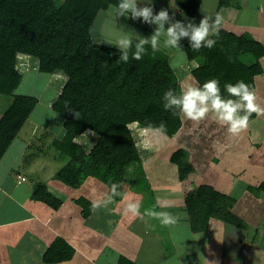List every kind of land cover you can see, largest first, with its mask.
<instances>
[{"label": "trees", "instance_id": "16d2710c", "mask_svg": "<svg viewBox=\"0 0 264 264\" xmlns=\"http://www.w3.org/2000/svg\"><path fill=\"white\" fill-rule=\"evenodd\" d=\"M174 1L183 14L195 20L200 12L199 0ZM116 3L117 0H0V94L11 97L10 106L0 117V157L35 107L32 97L15 93L20 73L11 57L16 52L31 53L39 59V67L43 70L50 63L63 61L64 72L72 83L58 97L54 111L62 113L70 124L66 125L63 137L55 141L54 146L68 160L56 171L54 179L75 189L87 178H96L105 185L109 195L111 186L118 184L119 195L112 197L113 200L122 198V186L126 183L135 192L148 196L146 202H149L153 195L142 167L138 141L129 126L139 122V126L152 128L163 122L169 137L180 123L177 110L163 106L164 92L174 88L156 68L159 62L156 54L153 61H149L152 57L133 60L130 53L127 63L117 62L120 53L115 46L90 43V30L99 12ZM239 6L241 8L240 0H219L217 10ZM211 38L216 39L211 49L202 47L193 51L189 41L183 45L187 62L194 65L191 70L194 83L203 85L210 79H217L225 96V83L243 81L254 90L256 76L263 73L264 41L247 32L238 34L226 28L220 29L218 38ZM136 42L133 39V45ZM86 43H89L94 60L90 72L83 69L78 59L81 47ZM72 60L76 61L75 66L71 64ZM97 65L104 69L103 75L96 70ZM181 92L180 88L176 91L177 94ZM146 100L152 107H146ZM156 100L158 102L153 105ZM256 115L253 113L250 121ZM88 128H93L99 137L90 149H85L74 139ZM169 162L179 174L193 168L189 152L182 147L173 148ZM246 186L252 194L264 195V182L256 188ZM33 195L54 208L62 203V199L49 192L44 184L38 185ZM76 202L85 219L96 209L86 198L80 197ZM236 202L235 196L219 191L211 184L195 185L184 196L190 231L203 232L207 217L225 220ZM154 211L159 210L154 208ZM73 256L74 248L57 237L45 250L43 261L58 264ZM117 264L136 263L121 256Z\"/></svg>", "mask_w": 264, "mask_h": 264}, {"label": "rangeland", "instance_id": "374dc122", "mask_svg": "<svg viewBox=\"0 0 264 264\" xmlns=\"http://www.w3.org/2000/svg\"><path fill=\"white\" fill-rule=\"evenodd\" d=\"M218 1L219 0H199V8L213 12L215 8H217L216 6H218ZM240 3L241 6L244 4L247 6L243 9L244 12L248 13L245 16L247 21H240L242 18L238 20L239 14L242 12V7L241 9L240 6L237 9L221 7L218 10L216 9L217 14L223 18L221 28L227 29L229 23L232 22V24H230L231 28L236 33L241 34L243 31L247 30L245 29V25H249L248 22L251 20H256L259 17L264 19V0H240ZM111 5L113 4L107 5L104 10L99 12L97 19L91 27L90 43L92 45L97 43L100 45L116 47L114 43H111L118 38L119 33L117 28L121 27L126 31L133 30L140 37L145 39L149 38L155 31L156 26L154 24H146L140 18L133 20L130 16L127 18L120 17L115 22L114 18L109 14ZM137 6H147V0H137ZM151 6L153 7V15H156L161 9H166L169 12L170 18L174 17V19H170L168 23H165V29L169 26V23L180 21L181 23L186 24L190 20L180 11L174 0H151ZM205 11H200L198 13L194 20L196 23L198 22L197 24H199L203 16L215 17L217 15ZM251 32H249V34L255 38H258V36L263 37L264 35V32L262 31L259 33ZM162 40L163 37L161 38V41ZM187 41V38H183L179 41L182 52L183 45ZM92 54L89 43H86L81 47L78 59L82 62L81 65L83 69L88 72H90L89 68L94 65V60L91 56ZM154 54L159 58L156 68L161 75L169 79L175 92L178 88L183 90V85L185 83L195 84L191 75V70L194 67L193 63L187 62L177 50L161 48V50L153 52L150 46H146V53L143 57H152L149 61H153ZM11 59L15 62V67L20 73V83L17 86L15 93L25 94L32 97L35 101V106L36 104L44 106L45 112L50 113L48 115L46 114V116L42 111L38 113V111L32 112V110L31 113H33V115H29L26 119L23 129H30V127H33L32 124H37L38 126V122L42 121L44 125H39L40 128L37 130L39 133V139L41 138L40 130L42 127H50L54 132L53 137L55 138V136L57 137L59 134V139H61L63 133L66 131V125H69L70 122L67 121V118L62 113L56 111L53 112V110L58 97L67 89L71 82L70 76L64 72L65 63L63 61L55 62V64L50 63L48 68L43 70L39 67V59L31 53L16 52ZM106 61L109 63L108 59H106ZM71 64L75 66L76 61L72 60ZM261 65L264 67L263 60H261ZM73 66L72 69L74 71ZM96 70L102 75L105 72L99 65L96 66ZM257 77L255 79L256 85L260 81ZM82 83H84V81H82L81 84ZM256 87L259 89V85ZM255 94L257 96V103L261 108L264 107V94L259 95V90L256 91ZM157 100L152 102V104L156 105V102H158ZM260 100H263L262 104L259 103ZM148 101L149 100L145 101L147 102L146 107L151 106ZM257 115L259 116V114ZM177 117L176 120L179 121L180 124L175 133L169 136L172 137V139L167 136L157 137L153 133L152 128L139 126L137 123L129 126L130 131L133 132L135 139L138 141V150L142 159V167L149 182L150 191L153 195L149 202H146V197L148 196H142L141 192H135L128 184L124 183L122 186L124 191L122 198L120 200L112 199V203L105 205V201L111 196L108 193V189L98 179L90 177L75 189L60 184V187H58L54 193L52 192L62 200L69 192V195L72 198L77 197V199H79L80 197H83L92 201L97 208V213L96 215H93L95 214L93 211L91 214L93 217L90 216L89 221L93 222L96 227L91 225L87 226L90 227L91 230L96 229V232H99L108 238L104 243L100 242L95 244V246L93 245L95 248L88 250L89 253L85 257H73L71 264H117V261L121 256L127 257L128 259L134 258L132 261L136 264H159L160 262H163L160 255V248L157 244L160 243V247L162 246L164 249H169L170 238L167 236L165 227L163 228V226H159V220L148 213L154 211V208L158 210L161 208L164 211H168V209L179 210V203L183 202L185 194L193 189L195 185L202 183L211 184L217 190H223L224 193H229L237 199L236 205L233 207L234 210L232 208L228 212L225 220L216 221L212 219L208 220L209 218L206 219L208 223L210 222V225H214L212 227L217 226L223 228L224 226L230 233L228 239L232 237L235 241L233 243V250L231 244H225L229 246H225L226 248L224 247V255L221 259V262L223 263L220 264H264V257H258V255L261 254V247L258 246L260 240L258 237L260 234L258 229L254 231V234L249 238H243L244 236L241 238V242H245L250 246L247 249H245V245H241V242L237 241V237L241 235L240 229L247 233V227L242 223V219L244 218L243 214L248 210L250 211L253 209L254 199L256 197L255 193L252 194L251 191H247L244 183L250 184L249 186L256 188L260 183L264 182V170L249 165L253 164L259 166L260 153L258 145L261 143L260 141L264 139V137L259 134L261 131L257 128L258 126L256 125V122H251L248 129L240 135L231 136L228 134L226 126L219 123L212 114H209L205 120L199 123L187 120L179 113L177 114ZM55 133L56 135H54ZM223 135L224 140L221 142ZM53 137L43 136L41 138V144L49 145L51 142L50 139ZM98 137L99 135L93 128H88L77 136L74 141L82 145L85 149H90L91 146L95 144ZM46 138L49 141H47ZM218 146L221 148H218ZM179 147H182L189 152V160L193 165L192 170L183 174H179L176 167L169 162V155L173 151V148L176 149ZM244 147H246V149ZM53 149L51 150L49 147L48 150L44 152L43 147L42 151L44 153L42 154L44 159L49 161L53 166H58L57 168L59 169L68 159L64 156L65 154L62 155L59 151L56 152ZM223 151L226 152L227 155L221 158ZM233 151H238V156L236 153V155H234ZM249 153H255L254 155L256 157L252 158L248 155ZM262 154L264 156V153ZM64 188L67 189V192ZM129 203H139L140 216H134L131 213L126 212V207ZM256 203L257 200L255 204ZM255 209L256 210L250 215V218L259 217L260 209L262 208L256 204ZM74 221L77 236V232H79L78 228L80 227V219H78L77 215ZM144 225L147 227L146 230ZM149 227V230L151 231L150 235H148V232L150 233V231H148ZM231 229L237 231V233L233 232ZM87 230L88 229H86V231ZM173 234L174 237H178L176 233ZM82 238L87 244L99 240L97 239L98 236L95 232H88L86 233V236L83 235ZM216 239H221L220 235L217 236ZM187 241L188 239L184 240L183 238L182 240H178L179 248L177 252L180 256V260L175 256L166 264H183L185 260L182 259V257L192 260H195V258L198 260L206 257L205 263L211 264L210 255H212V251L207 250L205 252L206 255L204 256L200 253V249L196 252L193 249L194 246L192 247L190 245L192 242L187 243ZM149 244L151 245L149 246ZM217 244L213 247H219ZM101 248L102 250H100ZM243 249H245V251L242 252ZM149 250H151V253ZM219 250L220 248H218V251ZM236 250L238 252H236ZM147 251L149 252L147 253ZM152 255L154 257H152ZM172 256H170V258ZM104 257H106L105 260L102 259ZM112 259L114 263L112 262Z\"/></svg>", "mask_w": 264, "mask_h": 264}, {"label": "crops", "instance_id": "0c3cea01", "mask_svg": "<svg viewBox=\"0 0 264 264\" xmlns=\"http://www.w3.org/2000/svg\"><path fill=\"white\" fill-rule=\"evenodd\" d=\"M241 7H242V12L240 11L241 13L239 14L238 20L242 18L240 21L243 20L247 21L245 16L248 13L244 12L243 10L247 6L244 4ZM216 9L217 8H215L213 12L205 11L202 9H200V11L202 12L205 11L207 13L215 15L217 14ZM189 19L191 22H193L194 25L196 26L199 25L193 19L191 18ZM230 24H232V22L229 23L227 30L235 32L231 28ZM248 24L249 25H245V24L244 25L247 27V28L245 27V29L249 31L245 30L242 33L244 32L249 33L251 31L253 33L256 32L259 33L261 31L264 32V19H262L261 17H259L256 20L255 19L251 20L250 22H248ZM257 39L264 40V35L263 37L258 36ZM261 60L264 61V56L262 57ZM257 79L260 81L258 82L257 85L255 84L254 91L256 92L259 90V95L264 94V67H263V73L258 75ZM258 85H259L258 87L259 89H257L256 87ZM259 103L262 104L263 100H260ZM10 104H11L10 98L0 94V117L4 114V112L10 106ZM34 111H38V113L42 111V113L44 112L43 114L45 115L50 114L49 112H45V107L39 106V104H36L32 112ZM53 112L55 111L53 110ZM30 115L32 116L33 113H31ZM251 122L252 123L256 122V125L258 126L256 127L259 128V131H261L259 133L260 136L264 137V113H260L259 116L256 115V117L253 120H251L250 123ZM38 123H39L38 126L37 124L35 125L32 124L33 127H30V129H26V130L23 129V126L25 125L23 124L17 135L13 138V140L10 142V144L8 145V147L0 157V264H48L43 261V254L47 249V247L51 244V242L57 237L63 238L71 247L74 248L73 257L75 256L85 257L89 253L88 250L95 248L94 247L95 244L100 242L104 243L106 242V239L108 240V238H106L105 235L96 232V229L91 230V228L87 226V225L94 226V223L90 222L89 218L85 219L82 217L81 214L82 209L78 204V202H76L77 197H73V198L70 197L69 192L66 195V197L63 198L62 203L56 208L34 197L33 195L34 190L40 184H44L47 187V190L53 193L58 187H60V184H62L58 180L54 179V174L58 170L57 168L58 166H53L49 161L44 159V156L42 154L46 152L49 147L51 148V150L55 148L53 150L58 152L57 148L54 146V142L60 140L59 134L57 135V137L55 136L54 138L53 137L54 132L52 131L53 129L51 130L50 127L47 128L42 127L40 130L41 138L43 136L53 137L50 139L51 142L49 145H42L41 144L42 139L38 138L39 133L37 132V130L40 128L39 125H44V123L42 121ZM54 135H56V133ZM222 137L223 138L221 142H223L224 140V135ZM46 140L49 141L47 138ZM260 142L261 143H259L258 145L259 153H260L259 166L253 164H249V165L253 167H259V169L264 170V156L262 154L264 153V139H262V141ZM43 147H44V152L42 151ZM218 148L221 147L218 146ZM244 148L246 149V147ZM235 153L238 156V151L237 152L233 151L234 155H236ZM254 154L255 153H249L248 155L254 158L256 157ZM226 155L227 153L223 151L221 158L225 157ZM20 177H24L25 180H21ZM244 184L250 185L246 183ZM245 188L247 189V186H245ZM64 189L65 191L67 190L66 188ZM256 200H257L256 204H258V206H260V208L262 209H260L259 217L250 218V215L253 213V211L256 210L255 209ZM179 205H180L179 210L168 209V212L180 216V219L175 226L173 227L163 226L162 224H160L159 221V226H163V228L165 227V230L167 231L166 232L167 236H169L170 238L169 249H164L162 246L160 247V243L157 244L159 245L160 255L163 260V262H160L159 264H166L167 262H170V260L175 256L178 258L180 257L177 252L179 248L178 240H182V238L184 240L188 239L187 243L192 242L190 245L192 247L194 246L193 249L196 252H198V250L200 249L201 250L200 253L204 256L206 255L205 252L207 250L212 251V255H210L211 264L223 263L221 262V259L224 255L223 253L224 247L229 246L225 244L226 243L231 244L232 250L234 249L233 243L235 241L233 240L232 237L228 239V235L230 234L229 231H227L224 226L223 228H219L217 226L212 227L214 225H210V222L208 223V221H206V227L203 232L192 233L187 223L188 222L187 214L183 208L184 197H183V202H180ZM159 211H164V210L160 208ZM94 213L95 214L93 215H96L97 208L94 210ZM76 215L78 219H80V227L82 226L81 228L80 227L78 228L79 232H77V236L75 229L76 227L74 224ZM93 215L91 217H93ZM243 216L244 218L242 219V223L246 225L247 233L246 231L244 232V230L240 229L241 235L237 237V241L241 242L242 240L241 238L243 236H244L243 238H249L250 236H252V234H254V231L258 229V232L260 233L258 235L260 239L258 242V246L261 247V254L258 255V257L261 256L264 257V242H263L264 241V195L262 193H260V196L255 197L253 209L245 212ZM207 218H209L208 220L211 219L216 220L211 217H207ZM86 220L89 221L90 223L87 222ZM216 221H220V220H216ZM144 228L146 230L147 227L144 225ZM86 229L88 230L86 231ZM149 229L150 227L148 228V231H150ZM88 232L97 233L98 236L97 239L99 240H96L95 242L89 244L85 243L83 241L84 239L82 238V236L83 235L86 236V233ZM233 232L237 233V231H233ZM173 233H176L178 237H174ZM150 234L151 231L150 233L148 232V235ZM219 235L221 239H216V237ZM213 241L216 243H214ZM215 244L219 245V247L214 248L213 246H215ZM150 245L151 244H149V246ZM241 245H245V249L250 247L245 242H241ZM218 248H220L219 251ZM245 249H243L242 252L245 251ZM100 250H102V248ZM149 251L151 253V250ZM149 251H147V253ZM236 252L238 251L236 250ZM170 256L172 257L170 258ZM152 257L154 256L152 255ZM205 258L206 257H204L203 259L200 258L198 260L197 258H195V260H192L188 258L185 259L184 257H182V259L185 260L183 264H196V263L204 264ZM72 259L58 264H71ZM102 259L105 260L106 257ZM129 260L132 261L134 260V258L133 259L130 258ZM112 262L114 263L113 259Z\"/></svg>", "mask_w": 264, "mask_h": 264}, {"label": "clouds", "instance_id": "9594fccd", "mask_svg": "<svg viewBox=\"0 0 264 264\" xmlns=\"http://www.w3.org/2000/svg\"><path fill=\"white\" fill-rule=\"evenodd\" d=\"M109 14L115 22L120 17L130 16L133 20L140 18L144 23L156 26L153 34L147 39L140 37L133 30L126 31L123 27L117 28L118 38L111 44L114 43L119 50L120 55L117 62L124 63L129 61L130 53L133 60H141L146 53V46H150L153 52L159 51L161 48L175 49L186 59V54L181 51L179 44L183 38L188 39L193 51H198L202 47L211 49L216 44V39L211 37H219L223 22V18L217 14L215 17L203 16L198 26L190 20L187 24L176 21L169 23L165 29V23L174 17L170 18L166 9H161L156 15H153L151 0H147V6L144 7H138L137 0H117L115 5L110 6ZM134 38L137 41L135 45H133ZM224 90L227 96L222 94L217 79H210L203 85L185 83L180 94L171 88L164 92L163 106L168 110H177L187 120L196 123L205 120L209 114H212L219 123L226 126L228 134L238 136L248 129L253 113H264V108H261L257 103L255 91L243 81H237L235 84L225 83ZM152 131L157 137H165L167 129L162 122L158 126L152 127ZM118 187V184L111 186V196L107 198L105 205L112 203V197L119 195ZM126 212L140 216L139 203H129ZM148 214L167 227L175 226L180 219L179 215L168 211H152Z\"/></svg>", "mask_w": 264, "mask_h": 264}, {"label": "built area", "instance_id": "2783aa9c", "mask_svg": "<svg viewBox=\"0 0 264 264\" xmlns=\"http://www.w3.org/2000/svg\"><path fill=\"white\" fill-rule=\"evenodd\" d=\"M20 179H21V180H25V178H24V177H20Z\"/></svg>", "mask_w": 264, "mask_h": 264}]
</instances>
